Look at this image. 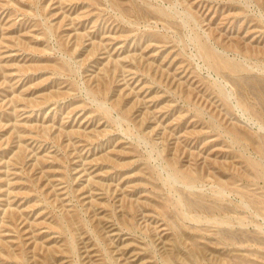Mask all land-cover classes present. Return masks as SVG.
Instances as JSON below:
<instances>
[{
    "label": "rangeland",
    "instance_id": "obj_1",
    "mask_svg": "<svg viewBox=\"0 0 264 264\" xmlns=\"http://www.w3.org/2000/svg\"><path fill=\"white\" fill-rule=\"evenodd\" d=\"M0 264H264V0H0Z\"/></svg>",
    "mask_w": 264,
    "mask_h": 264
},
{
    "label": "bare ground",
    "instance_id": "obj_2",
    "mask_svg": "<svg viewBox=\"0 0 264 264\" xmlns=\"http://www.w3.org/2000/svg\"><path fill=\"white\" fill-rule=\"evenodd\" d=\"M209 56L211 57V53H209ZM214 61H216V63L219 65H223V66H225V67H228L229 69H231V68H234V67H231V66H229V65H227V64H225V63H223V62H221V61H218V60H214ZM210 64V63H209ZM220 68V67H219ZM231 71H233V70H231ZM234 72V71H233ZM250 84H252L253 86H254V83H250ZM251 163V162H250ZM253 164V163H252Z\"/></svg>",
    "mask_w": 264,
    "mask_h": 264
}]
</instances>
